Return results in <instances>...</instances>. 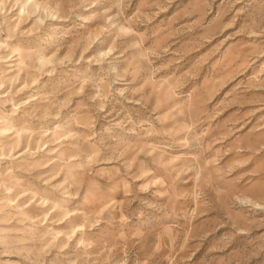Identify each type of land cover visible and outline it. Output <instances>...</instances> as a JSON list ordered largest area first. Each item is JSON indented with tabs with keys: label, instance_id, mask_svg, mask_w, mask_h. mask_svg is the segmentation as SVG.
<instances>
[{
	"label": "rangeland",
	"instance_id": "rangeland-1",
	"mask_svg": "<svg viewBox=\"0 0 264 264\" xmlns=\"http://www.w3.org/2000/svg\"><path fill=\"white\" fill-rule=\"evenodd\" d=\"M0 264H264V0H0Z\"/></svg>",
	"mask_w": 264,
	"mask_h": 264
}]
</instances>
